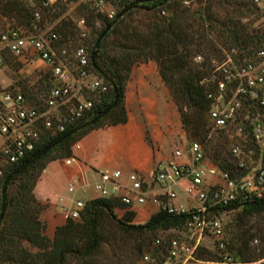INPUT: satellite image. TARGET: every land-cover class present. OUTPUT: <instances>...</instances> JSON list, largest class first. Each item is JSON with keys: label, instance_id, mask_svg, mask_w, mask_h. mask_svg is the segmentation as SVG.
Here are the masks:
<instances>
[{"label": "built area", "instance_id": "obj_1", "mask_svg": "<svg viewBox=\"0 0 264 264\" xmlns=\"http://www.w3.org/2000/svg\"><path fill=\"white\" fill-rule=\"evenodd\" d=\"M56 1L40 0V8L50 9ZM253 3L262 45L249 55L228 49L211 60L207 75L199 82L209 102L208 124L230 137L233 169L212 164L201 144L190 140L158 161L149 174L129 172L123 177L119 169L99 170L91 184L98 194L86 200L74 196L78 187L87 196L88 181L77 179L68 186L72 198L67 215L72 219L80 218L86 202L97 197L117 199L129 210L152 204L154 212L181 216V222L156 237L157 251L142 254L144 264H185L209 240L217 239L223 247L226 209L264 194V0ZM96 5L106 18L115 17L110 0H96ZM77 26L78 41L73 43L69 34L61 43L63 35L46 25L38 9L28 27L0 30V71L7 65L5 54L31 56L49 68L50 82L35 98L21 88L0 83V176L7 165L31 153L43 134L60 133L82 118L106 90L92 64L89 45L83 41L89 31L87 19L80 18ZM194 59L201 62L203 57Z\"/></svg>", "mask_w": 264, "mask_h": 264}, {"label": "rangeland", "instance_id": "obj_2", "mask_svg": "<svg viewBox=\"0 0 264 264\" xmlns=\"http://www.w3.org/2000/svg\"><path fill=\"white\" fill-rule=\"evenodd\" d=\"M20 1L32 10L39 9L46 25L72 33L73 43L78 41L77 23L80 18L85 17L89 24L88 35L83 40L87 45L92 44L97 31L105 24V15L97 7L96 0H57L50 9L40 8L39 0ZM110 1L115 6L116 14L125 4L123 0ZM176 1L180 2L177 7L167 5L161 11L135 6L120 16L114 27L104 36V46L99 60L107 73L110 71L104 67V62L107 65L112 63L117 69L123 80V99L99 125L71 147L72 157L52 161L46 165V170L45 168L38 170L40 174L32 189L31 198L26 199L24 211L40 222L42 234L50 239L51 246L43 248L23 239L17 240L20 255H24V252L36 254L41 256L42 260L48 255H53L52 242L57 227L72 219L67 215L72 198L68 186L77 179L80 183L83 180L89 182L88 187L85 185L87 196L82 195L81 187H78L74 196L86 200L98 194L91 184L98 178L99 170L119 169L123 177H127L129 172L149 174L158 161L169 157L176 147L183 148L190 140L199 142L206 153H211L219 146L225 153L223 155L228 156L233 162L228 153L230 137L228 136L227 140L224 136L220 138L207 120L206 128L211 131L207 135V140L201 142L200 137L183 122L182 117V113L192 114L196 108L185 99L184 94L176 93L170 84L165 82L160 75L159 62L156 59L135 54L150 39L149 34L155 23L163 17L178 13L179 10L175 9L178 6L180 9L185 7L193 9L198 4L196 0ZM214 11L221 16L224 13L219 7H215ZM14 16L0 7V30L15 25L26 26L27 17ZM253 17L254 15H250L241 19L247 23L250 32L252 30L254 34L260 35L257 22L252 21ZM96 22L100 25L95 26ZM209 40L202 44L200 54L197 55L203 57L216 51L220 58L228 51V44L217 32H211ZM122 45L132 48L122 50ZM249 49L255 51L253 45H249ZM122 55H129V58H122ZM168 60L166 59V62ZM198 65L199 62L189 56L188 65L181 73L176 72L175 77L188 73L187 69L190 67L194 70L199 69ZM171 73L172 70H168V76ZM0 83L6 88H23L36 96L46 85L49 86V68L31 56L11 57L10 65L3 66L0 71ZM105 85L109 86L108 81ZM90 95L94 96V93ZM122 117L126 118L124 123L113 124ZM16 192L17 187L14 185L9 194L13 195ZM113 209L114 214L111 216L105 215V211L103 213V224L110 230L111 238L109 237L102 245L99 256L84 261L71 252L66 255L65 264H144L142 254L158 250L152 239L155 235H161L162 229L144 230L135 233L133 237L122 231L116 223L117 219H122L123 208L116 206ZM154 210L152 204L136 205V214L131 223H144ZM223 220L224 246H218L217 239L205 241L195 250L194 259L185 264H264V210L248 212L238 208L226 212ZM74 244L79 246L82 242L75 240ZM139 245L142 246L143 252H138ZM248 254L255 256L257 260L242 262Z\"/></svg>", "mask_w": 264, "mask_h": 264}, {"label": "trees", "instance_id": "obj_3", "mask_svg": "<svg viewBox=\"0 0 264 264\" xmlns=\"http://www.w3.org/2000/svg\"><path fill=\"white\" fill-rule=\"evenodd\" d=\"M196 1L198 4L193 9L188 7L180 9L178 6V8H175L179 10L178 13L163 17L155 23L149 34L150 39L135 54L156 59L159 62L160 75L165 82L169 83L176 93L184 94L185 99H188L196 108L192 114L182 113L183 122L187 123V126H190L194 134L198 135L199 140L203 142L207 140V135L211 130L206 128L209 102L206 98L205 89L199 82L207 75L211 60L219 56L216 51L211 55H204L203 60L199 62V69L195 68L194 70L190 67L187 69L188 73L182 74L180 77H175V73L178 72L179 74L184 70V67L188 65L189 56L194 58L197 54H200L202 44L210 41L209 35L211 32H217L219 36L225 39L228 49L235 48L240 55L252 54L249 45H253V48L257 49L262 45L263 39L261 34H254L252 30L250 32L247 23L242 22L241 19L254 15L252 21L257 22L258 11L253 0ZM123 2L125 4L122 6L121 11L113 19L105 17L104 27L97 31L95 40L89 45L92 64L96 72L103 77L105 82L108 81L109 83L106 90L101 93L100 101L95 103L82 118L67 126L64 131L54 135L43 134L40 142L37 143L31 153L19 162L7 165L0 176V264H65L66 255L71 252L84 261L94 259L99 256L102 245L109 240V237L111 238L110 230L103 224V213L105 211V215L111 216L114 214L113 208L116 206L124 210L122 219H117L116 223L122 231L131 234V236L144 230H163L182 221L179 215L156 211L144 223H131L136 214L134 210L126 209L117 199L97 197L86 202L80 218L69 219L66 223L57 227L52 242V252H54L52 256L55 255V257L48 255L42 260V257L36 254H25L24 252V255H20L21 251L16 244L17 240L23 239L43 248L51 246L50 239L42 234L40 222L24 211L26 199L31 198L32 189L40 174L38 170L45 168L52 161L72 157L71 147L99 125L113 109L119 106L123 99V80L117 69L113 67L112 63L107 65L104 62V67L110 71V73H107L101 66L99 56L105 38L101 40L97 48H94L98 36L104 29L109 28L110 30L113 28L120 16L129 12L135 6L161 11L164 6L177 7V4L180 3L176 0H123ZM0 7L8 10L9 13H12V16L27 17L25 27L30 25L35 11L20 0H0ZM215 7H219L224 12L222 16L215 13ZM58 31L64 37L61 43L65 42L64 40L69 34H72L62 29ZM131 48L122 45V50ZM128 56L122 55V58H129ZM11 57L18 58L5 54V64L10 65ZM166 59H169V63L166 62ZM170 69L172 73L168 76V70ZM21 89L26 96L36 97L23 88ZM204 114L205 118L203 119ZM125 121L126 118L122 117L115 120L113 124L124 123ZM214 132L220 138L224 136L226 140L228 139V134L223 131L214 130ZM223 154L225 153L219 149V146L213 149L211 153H207L212 164L223 170L233 169V162ZM14 185L17 187V192L10 195V189ZM238 208L248 212L264 210V194L260 198L233 204L226 210L228 212ZM157 236L155 235L152 239L153 245ZM112 238H114L113 235ZM75 240L82 242V244L75 246ZM143 251L142 246L139 245L138 252ZM205 251L209 252L207 249ZM255 260H257L255 256L248 254L242 262L249 263Z\"/></svg>", "mask_w": 264, "mask_h": 264}, {"label": "water", "instance_id": "obj_4", "mask_svg": "<svg viewBox=\"0 0 264 264\" xmlns=\"http://www.w3.org/2000/svg\"><path fill=\"white\" fill-rule=\"evenodd\" d=\"M109 28H106L102 31V33L99 35L95 45H94V48H97V46L99 45V43L101 42V40L104 38V36L107 34Z\"/></svg>", "mask_w": 264, "mask_h": 264}, {"label": "crops", "instance_id": "obj_5", "mask_svg": "<svg viewBox=\"0 0 264 264\" xmlns=\"http://www.w3.org/2000/svg\"><path fill=\"white\" fill-rule=\"evenodd\" d=\"M47 168V167H46ZM46 168H45V170H46Z\"/></svg>", "mask_w": 264, "mask_h": 264}]
</instances>
